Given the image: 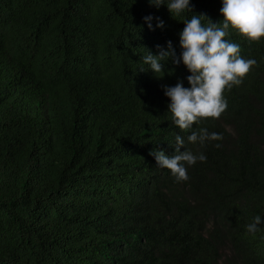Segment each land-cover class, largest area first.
Here are the masks:
<instances>
[{
    "label": "trees",
    "instance_id": "trees-1",
    "mask_svg": "<svg viewBox=\"0 0 264 264\" xmlns=\"http://www.w3.org/2000/svg\"><path fill=\"white\" fill-rule=\"evenodd\" d=\"M191 4L223 19L222 0ZM182 20L148 0H0V264H264V224L245 227L264 217V39L228 37L258 63L194 123L223 133L200 148L163 90L186 66L141 62L169 40L179 55ZM176 134L207 155L187 180L150 154Z\"/></svg>",
    "mask_w": 264,
    "mask_h": 264
},
{
    "label": "clouds",
    "instance_id": "clouds-1",
    "mask_svg": "<svg viewBox=\"0 0 264 264\" xmlns=\"http://www.w3.org/2000/svg\"><path fill=\"white\" fill-rule=\"evenodd\" d=\"M156 8L166 6L171 15L182 17L183 29L179 33L180 53L171 40L164 45H157L154 54L146 49L141 62L156 76L165 74L166 65L171 61L175 65L181 62L190 75L187 76L189 86L183 81L175 85H164L163 90L169 98L168 110L172 114V123L181 130H189L187 141L193 145L204 147L210 141L223 138V133L209 131L206 127L194 128L202 118H217L227 108L226 89L239 85L243 77L258 63L255 57L241 54V45L228 38L232 31H237L251 41L264 39V0H222L220 13L223 19L214 22L205 14L192 13L191 0H148ZM191 12L190 18L184 15ZM163 28L164 21L148 14L143 17L149 29ZM141 70H145L141 68ZM219 143L215 147H220ZM181 147L184 151H181ZM159 168H167L178 181L187 180L188 167L198 161L207 160L203 151H193L185 147L183 136H175V152L167 154L163 149L153 150ZM264 224V217L257 214L246 224V231L256 234Z\"/></svg>",
    "mask_w": 264,
    "mask_h": 264
},
{
    "label": "bare ground",
    "instance_id": "bare-ground-1",
    "mask_svg": "<svg viewBox=\"0 0 264 264\" xmlns=\"http://www.w3.org/2000/svg\"><path fill=\"white\" fill-rule=\"evenodd\" d=\"M69 262V261H68Z\"/></svg>",
    "mask_w": 264,
    "mask_h": 264
}]
</instances>
